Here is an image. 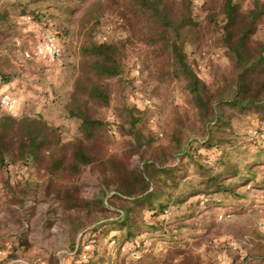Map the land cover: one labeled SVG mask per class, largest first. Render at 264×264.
Wrapping results in <instances>:
<instances>
[{"label":"trees","instance_id":"obj_1","mask_svg":"<svg viewBox=\"0 0 264 264\" xmlns=\"http://www.w3.org/2000/svg\"><path fill=\"white\" fill-rule=\"evenodd\" d=\"M107 12L116 17L118 27L128 35L96 43L88 33L79 44V75L63 109L67 117L80 122L82 136L61 141L58 127L40 116H0V166L5 168L21 161L34 168V195L58 200L73 236L95 223L83 231L75 252L78 256L86 253L89 261L78 264H118L117 256L114 260L112 256L98 255L94 243L118 235L108 225L120 230L125 226V237L135 239L144 205L155 214L171 204H181L191 195L198 196V202L203 201L202 197L214 202L220 193L237 198L240 188L247 183L257 185V167L264 165L262 154L247 151L252 158L238 160L233 156L235 150L244 153L247 148L238 144L230 124L235 112L254 115L256 131L261 130L264 122V39L253 38L264 17V3L255 4L245 15L238 11L235 0L209 4L208 23L219 20L222 24L219 41L231 62L230 70L214 74L210 82L199 78L195 63L188 60L184 51L187 35L196 33L200 24L193 21L190 0H94L88 5L84 26L90 20L94 24ZM9 22L3 12L0 23L9 26ZM138 43L150 49L153 63L147 66V72L156 82H184L192 123L186 124L184 116L176 117L167 126V141L155 144L145 125L146 113L136 106L123 105L119 116L131 142L125 152L116 156L107 152L106 124L99 112L110 101L106 80L121 74L127 45ZM7 77L0 66V79ZM257 144V151L262 153L264 138ZM198 147L213 148L218 157L209 164ZM131 152L139 153L141 164L128 163ZM84 167L98 169L105 177L101 186L113 189L111 197L117 202L113 212L119 215L116 219L99 221L97 215H104L106 208L102 197L81 196L79 180ZM30 186L29 179L13 182L3 177L1 203L23 204ZM91 215L93 218L89 219ZM16 242L10 258H16L32 245L29 234L22 229ZM159 259L154 255L150 258L153 264H165V260ZM58 263L56 259L49 262ZM177 264L203 263L196 258H183Z\"/></svg>","mask_w":264,"mask_h":264},{"label":"rangeland","instance_id":"obj_2","mask_svg":"<svg viewBox=\"0 0 264 264\" xmlns=\"http://www.w3.org/2000/svg\"><path fill=\"white\" fill-rule=\"evenodd\" d=\"M93 1L0 0V16L5 12L10 19L9 26L0 23V66L8 75L6 79H0V98L4 94L11 97L9 107L4 108L0 104V116H40L50 125L58 127L61 141L83 135L80 122L67 117L63 109L79 75V44L87 38L88 33L96 43L100 42L102 36L115 40L128 35L125 29L118 27L116 17L110 12L94 24L90 20L84 26L88 5ZM190 1L193 21L200 24L196 33L187 35L184 51L188 60L195 63L199 78L210 82L214 74L227 72L231 67L230 59L219 41L222 24L219 20L215 24L207 20L209 4H217L220 0ZM235 2L238 11L245 15L255 4L264 3V0ZM30 15L33 19L27 18ZM45 32L56 34L62 50L60 62L48 61V48L45 45L37 49ZM253 38L264 39V17L257 24ZM152 63L148 47L142 43L129 44L123 55L121 74L106 80L111 92L110 101L99 114L106 124L105 139L109 154L120 156L131 142L119 116V108L123 105L136 106L146 113L145 125L155 144L167 141V126L176 117L184 116L186 124L192 123L184 82L159 84L147 72V66ZM136 66L138 73L135 72ZM145 97L152 100L150 107L143 105L142 99ZM233 114L230 124L238 144L247 148L244 153L235 150L233 156H237V160L252 158L249 156L252 153L262 154L264 158V151H257L260 146L257 143L264 138V122L261 130L256 131L253 129L256 124L254 115L246 112ZM198 150L205 155L209 164L219 154L213 148L206 150L198 147ZM140 160L136 152H131L128 157L131 166L141 164ZM257 170V185L247 183L240 188L237 198L225 197L220 193L214 202L207 197H202L203 201L198 202L199 197L191 195L181 204H171L155 214L145 209L144 205L142 223L135 231V239L125 237V226L120 230L108 225L118 235L98 239L94 243L98 255L112 256L114 260L117 256L118 264H153L150 260L153 255L165 260V264H177L183 258H196L203 264H264V181L261 182L264 180V165L258 166ZM3 177L13 182L31 181L23 204L7 206L0 201V225L4 228L13 226V231L25 230L32 236V245L21 254L23 261L15 264H49L55 259L58 264L87 263L86 253L78 256L75 252L83 231L95 223L73 236L69 225L64 222L65 214L58 200L39 193L34 195L36 171L24 162L9 163L5 168L0 166V198L4 196L1 190ZM104 178L98 169L84 167L79 181L82 183V197L94 199L96 194L102 197L106 208L104 215L97 216L100 217L99 221L104 219L106 223L119 215L117 211L113 212L117 204L111 197L113 189L101 186ZM100 193L102 195H98ZM120 215H123L122 211ZM88 217L92 219L93 215ZM89 241L93 242V239ZM159 263L162 262L156 261L155 264Z\"/></svg>","mask_w":264,"mask_h":264},{"label":"built area","instance_id":"obj_3","mask_svg":"<svg viewBox=\"0 0 264 264\" xmlns=\"http://www.w3.org/2000/svg\"><path fill=\"white\" fill-rule=\"evenodd\" d=\"M27 18L30 19L29 16ZM100 39H101L100 42L107 40L106 36H102V37H100ZM57 40L58 39H57V36L55 33L45 32V34L43 35V40H42L43 44H42V42H40L37 45V49H41L42 45H45L48 48L47 59L51 63L60 62L61 57H62V50H61V47L58 44ZM135 72L136 73L139 72L138 66H136ZM142 103L144 106L150 107L152 104V100L150 98L145 97L142 99ZM0 104L4 108L9 107L11 105L10 95L4 94L0 98ZM151 121H153V119Z\"/></svg>","mask_w":264,"mask_h":264},{"label":"crops","instance_id":"obj_4","mask_svg":"<svg viewBox=\"0 0 264 264\" xmlns=\"http://www.w3.org/2000/svg\"><path fill=\"white\" fill-rule=\"evenodd\" d=\"M18 232L19 229H15V231H13V226H11V228H9V226L4 228L0 225V264H15V262L23 261L21 260V254L19 255V253L17 257H19L20 259L9 257L12 246L17 244L16 236ZM30 235L31 234H29V236ZM29 238L32 239V236H30Z\"/></svg>","mask_w":264,"mask_h":264}]
</instances>
